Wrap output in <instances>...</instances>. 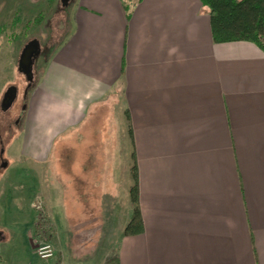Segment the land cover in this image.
Returning <instances> with one entry per match:
<instances>
[{
	"label": "crops",
	"instance_id": "crops-1",
	"mask_svg": "<svg viewBox=\"0 0 264 264\" xmlns=\"http://www.w3.org/2000/svg\"><path fill=\"white\" fill-rule=\"evenodd\" d=\"M61 1L21 135L37 171L64 145L65 184H32L58 240L91 220L94 255L119 264H264V52L214 42L201 0H140L128 18L120 0ZM133 162L143 232L124 236ZM17 185L0 184V220Z\"/></svg>",
	"mask_w": 264,
	"mask_h": 264
},
{
	"label": "rangeland",
	"instance_id": "rangeland-1",
	"mask_svg": "<svg viewBox=\"0 0 264 264\" xmlns=\"http://www.w3.org/2000/svg\"><path fill=\"white\" fill-rule=\"evenodd\" d=\"M61 4V0H55L51 7L45 0H0V154L3 152L0 184H19L16 194L12 195L16 198L14 205L7 201L6 215L0 220V230L7 235L3 239L0 233V264L11 261L64 264L61 260L75 261L74 264H105L108 260L105 257L101 259L103 255L100 253L94 255L97 221H68V228L63 223L67 235L58 240L46 211V198L34 194L32 184H65L66 161L61 153L64 148L62 141L57 144L58 151L40 167V171L21 155L23 118L32 86L28 88L27 78L18 68L20 53L30 40L39 41L41 54L32 66L36 78L65 34L71 5L62 7ZM39 15L41 21L36 22L34 18ZM10 87H15L16 97L7 109H3L2 100ZM124 143L127 151L119 157L121 162L128 154V141ZM105 222H100V230L105 229ZM64 240L70 252L57 251V243H64ZM47 245L52 256L41 258L38 248Z\"/></svg>",
	"mask_w": 264,
	"mask_h": 264
},
{
	"label": "trees",
	"instance_id": "trees-1",
	"mask_svg": "<svg viewBox=\"0 0 264 264\" xmlns=\"http://www.w3.org/2000/svg\"><path fill=\"white\" fill-rule=\"evenodd\" d=\"M51 7L55 0H45ZM128 18L132 8L140 0H120ZM208 9L211 36L216 43L248 41L264 52V0H201ZM40 15L36 22L41 21ZM132 185L129 189L132 207L131 217L124 227L123 235L132 236L143 232L139 208L138 174L135 162L131 167ZM105 264H119L118 258H109Z\"/></svg>",
	"mask_w": 264,
	"mask_h": 264
},
{
	"label": "water",
	"instance_id": "water-1",
	"mask_svg": "<svg viewBox=\"0 0 264 264\" xmlns=\"http://www.w3.org/2000/svg\"><path fill=\"white\" fill-rule=\"evenodd\" d=\"M40 53V45L37 39H32L28 43H26L20 53L18 68L22 72H24L27 78V86L30 87L33 83L34 74H33V63L35 58ZM16 97V89L15 87H10L5 93L2 100L3 109H7Z\"/></svg>",
	"mask_w": 264,
	"mask_h": 264
},
{
	"label": "built area",
	"instance_id": "built-area-1",
	"mask_svg": "<svg viewBox=\"0 0 264 264\" xmlns=\"http://www.w3.org/2000/svg\"><path fill=\"white\" fill-rule=\"evenodd\" d=\"M38 254L40 255L41 258H48L52 256V250L48 245L42 246L38 248Z\"/></svg>",
	"mask_w": 264,
	"mask_h": 264
},
{
	"label": "flooded vegetation",
	"instance_id": "flooded-vegetation-1",
	"mask_svg": "<svg viewBox=\"0 0 264 264\" xmlns=\"http://www.w3.org/2000/svg\"><path fill=\"white\" fill-rule=\"evenodd\" d=\"M2 157H3V152L0 154V167H1V161H2Z\"/></svg>",
	"mask_w": 264,
	"mask_h": 264
}]
</instances>
